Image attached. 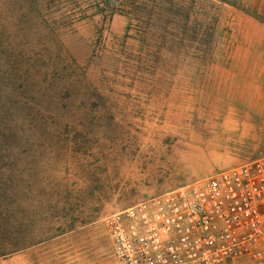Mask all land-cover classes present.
Listing matches in <instances>:
<instances>
[{
    "label": "rangeland",
    "instance_id": "1",
    "mask_svg": "<svg viewBox=\"0 0 264 264\" xmlns=\"http://www.w3.org/2000/svg\"><path fill=\"white\" fill-rule=\"evenodd\" d=\"M176 2L132 22L97 0L50 4L55 48L26 51L19 81L46 80L25 96L42 105L33 144L0 163L7 264H117L112 212L264 154V0ZM22 12L0 0L13 26Z\"/></svg>",
    "mask_w": 264,
    "mask_h": 264
},
{
    "label": "built area",
    "instance_id": "2",
    "mask_svg": "<svg viewBox=\"0 0 264 264\" xmlns=\"http://www.w3.org/2000/svg\"><path fill=\"white\" fill-rule=\"evenodd\" d=\"M117 264H264V154L117 210Z\"/></svg>",
    "mask_w": 264,
    "mask_h": 264
},
{
    "label": "trees",
    "instance_id": "3",
    "mask_svg": "<svg viewBox=\"0 0 264 264\" xmlns=\"http://www.w3.org/2000/svg\"><path fill=\"white\" fill-rule=\"evenodd\" d=\"M61 1L20 0L25 12L21 13L14 26L0 14V97L6 99L5 105L9 107L11 114L15 111L11 110V107H16L18 110L16 119L11 120L13 127L9 125L6 118L0 121V163L4 167L9 168L13 163L4 161L3 150L12 148L16 152V162H22L33 144L34 130L37 126L36 108L42 107V105L30 103L25 96L31 95L30 90L35 92V89H46V80L37 77H30L32 78L30 80L28 77V81V78L25 77V79L27 78L26 81L23 83H19V81L25 72L29 70L23 68L26 66L24 64L26 51L38 56L42 52L45 53L47 50L55 48L51 42L55 39V23L61 17L59 18L57 15L58 18L56 19L51 14L50 4L58 5ZM164 1L174 4L178 0H97L95 5L97 14L101 15L103 20L111 19L117 14L125 16L132 22L146 17V11L149 7L160 6ZM66 14L63 12L62 18L68 17ZM8 23H10L9 26ZM39 49L42 50L38 51ZM66 57V62H74L70 54ZM23 71L25 72L23 73ZM8 102L9 104H7ZM17 164H14V166ZM17 170L24 173L26 170L25 165ZM0 183L11 186V176L9 174L1 175ZM12 201L14 202V200Z\"/></svg>",
    "mask_w": 264,
    "mask_h": 264
},
{
    "label": "crops",
    "instance_id": "4",
    "mask_svg": "<svg viewBox=\"0 0 264 264\" xmlns=\"http://www.w3.org/2000/svg\"><path fill=\"white\" fill-rule=\"evenodd\" d=\"M0 264H7V259L4 255L0 254Z\"/></svg>",
    "mask_w": 264,
    "mask_h": 264
}]
</instances>
